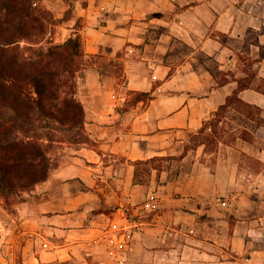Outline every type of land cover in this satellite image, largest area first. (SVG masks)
Here are the masks:
<instances>
[{"label": "crops", "instance_id": "1", "mask_svg": "<svg viewBox=\"0 0 264 264\" xmlns=\"http://www.w3.org/2000/svg\"><path fill=\"white\" fill-rule=\"evenodd\" d=\"M35 1L60 19L56 42L81 38L89 140L65 143L15 211L0 203V264H264V146L235 148L253 161L196 159L184 179L157 159L135 179L240 81L264 109V0Z\"/></svg>", "mask_w": 264, "mask_h": 264}, {"label": "trees", "instance_id": "2", "mask_svg": "<svg viewBox=\"0 0 264 264\" xmlns=\"http://www.w3.org/2000/svg\"><path fill=\"white\" fill-rule=\"evenodd\" d=\"M34 1L0 0V202L7 205L24 201L50 176L56 147L89 140L85 108L77 95L84 64L81 38L56 42ZM206 58L212 59L201 56ZM250 84V78L240 81L201 129L232 101L245 102L239 91ZM133 93L134 102L152 96ZM166 157L137 161L135 179L145 181L152 164Z\"/></svg>", "mask_w": 264, "mask_h": 264}, {"label": "rangeland", "instance_id": "3", "mask_svg": "<svg viewBox=\"0 0 264 264\" xmlns=\"http://www.w3.org/2000/svg\"><path fill=\"white\" fill-rule=\"evenodd\" d=\"M34 3L45 18L44 20L48 25V35L50 34L53 38L58 32L56 25L60 19L42 4L36 1ZM205 60H208L210 66L215 64L212 59L206 58ZM64 144L56 147L53 152L56 163ZM248 145L250 147L251 145L264 146V109L240 100L232 101L205 128L189 132L184 142L178 146L177 152L160 160L157 164L162 169L171 168L172 177L179 175L181 179H184L192 170V163L196 159L208 160L211 163L217 162L219 157L225 159L226 155H231L233 158L236 156L239 161L241 159L256 160L252 153H247L246 156L235 150V148L243 150L242 147ZM0 203H3L9 211H15L16 205L20 202L9 205L3 201Z\"/></svg>", "mask_w": 264, "mask_h": 264}, {"label": "built area", "instance_id": "4", "mask_svg": "<svg viewBox=\"0 0 264 264\" xmlns=\"http://www.w3.org/2000/svg\"><path fill=\"white\" fill-rule=\"evenodd\" d=\"M237 201V197L234 196H222L221 198H218V202L225 206H229Z\"/></svg>", "mask_w": 264, "mask_h": 264}]
</instances>
